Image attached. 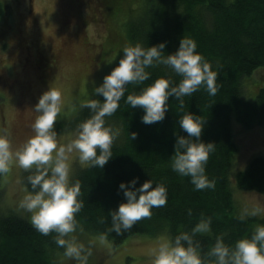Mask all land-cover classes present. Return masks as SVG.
I'll return each mask as SVG.
<instances>
[{
	"label": "trees",
	"instance_id": "trees-1",
	"mask_svg": "<svg viewBox=\"0 0 264 264\" xmlns=\"http://www.w3.org/2000/svg\"><path fill=\"white\" fill-rule=\"evenodd\" d=\"M96 2L109 23L116 16L126 14L124 35L119 30L110 32L101 45L102 56L118 48L123 39L128 45L140 44L145 48L165 42L164 52L170 54L178 49L183 37L191 38L197 44L196 51L218 73V92L210 96L201 87L184 98L183 111L178 109V100L169 97L165 119L147 125L142 123L144 109L126 104L127 95L139 93L160 77L173 84H178L182 77L171 68L159 65L147 69L150 78L142 85H127L118 110L105 117V126L119 131L112 157L103 168L84 166L70 178L71 184L79 182L78 199L84 205L76 217V232L99 237L107 234V241L116 247L133 236L166 235L172 240L182 232L190 233L202 217H210L211 231L195 237L201 244L202 254L218 236L230 247L239 239L250 238L256 226L264 225V214L240 220L233 195L239 190L264 196V157L253 156L231 180L237 154L231 127L233 123L245 129L264 126V83L250 98L243 91L246 77L257 69H264V0H139L136 8L128 7L126 12L123 3L128 0ZM6 15L7 6L0 0V19ZM92 99L102 102L103 97L95 95ZM184 112L206 121L200 140L215 144V151L205 166V174L215 182L214 189L197 191L190 177L180 176L171 168L177 136H187L178 123ZM91 115L89 109L80 108L73 117L55 123V129L76 130L79 123ZM132 132L137 133L134 140L130 139ZM30 174L24 171L21 175L29 191L27 176ZM134 178H138L136 187L147 180L152 181L153 187L165 186L167 204L153 208L150 219L141 220L123 235L107 233L111 227L110 213L126 201L119 185ZM233 181L235 186H232ZM101 219L105 222L100 223ZM54 236L55 233L49 236L39 233L24 216L0 215V264H53L49 257L51 252L63 250L54 243Z\"/></svg>",
	"mask_w": 264,
	"mask_h": 264
},
{
	"label": "clouds",
	"instance_id": "clouds-1",
	"mask_svg": "<svg viewBox=\"0 0 264 264\" xmlns=\"http://www.w3.org/2000/svg\"><path fill=\"white\" fill-rule=\"evenodd\" d=\"M196 42L187 37L180 40L178 49L165 54V42L147 48L136 45L123 47V55L116 67L103 77V82L93 88V93L103 100L89 99L80 103L92 115L79 123L76 137L66 145H58L55 123L62 110L61 91L49 87L34 107L38 113L31 125L34 135L16 150H13L8 133H0V175H7L15 165L25 172L31 190L19 202V208L30 214L32 226L42 235L55 233L54 243L64 249V256L77 264H87L92 255V245L79 242L75 235L78 228L77 214L83 209L78 199L80 186L77 181L70 183L69 154H78L81 165L103 168L112 157V148L119 136L118 130L105 126V117L112 116L120 107L127 85H142L150 78L148 68L164 65L182 77L178 84L160 77L139 93L127 95L125 103L133 108L144 109L142 123L150 125L162 122L168 111L169 97L178 100V109L183 111L185 97L192 96L204 87L210 96L218 92V73L205 58L196 51ZM205 120L189 112L179 118L180 128L187 136H177L175 151L171 157V168L180 176L190 177L197 191L214 189L215 182L205 174L210 154L215 151L214 143L200 140ZM137 133L132 132L134 140ZM134 178L127 184L121 182L126 201L111 215V227L107 233L117 236L130 231L143 219H150L152 209L165 207L167 189L163 185L153 187L151 180L136 187ZM264 213L259 206L245 209L239 216L256 217ZM191 216V209L188 210ZM105 220L101 219L100 223ZM211 218H201L191 232H182L174 239H161L151 250L152 264H264V225L254 228L250 238H242L234 246H228L218 236L206 253L202 254L201 244L195 239L198 234L211 231ZM82 231V229H81ZM107 240V234L100 236Z\"/></svg>",
	"mask_w": 264,
	"mask_h": 264
},
{
	"label": "rangeland",
	"instance_id": "rangeland-1",
	"mask_svg": "<svg viewBox=\"0 0 264 264\" xmlns=\"http://www.w3.org/2000/svg\"><path fill=\"white\" fill-rule=\"evenodd\" d=\"M2 1L7 6V15L0 19V133L7 131L12 148L16 150L34 135L31 125L38 115L34 107L49 87L62 94V110L56 123L76 115L80 103L95 96L93 88L102 84L103 77L111 72L123 54V47L128 45L123 39L118 48L102 56L101 45L110 32L119 30L124 35L126 14L116 16L109 23L96 0ZM138 3L139 0L123 3L124 12L128 7L133 10ZM18 40L25 42V48L23 45L20 50ZM38 50L47 59L55 55V67L45 65L37 70L34 55ZM262 83L264 69H257L246 77L244 94L250 98ZM231 129L237 147L230 174L233 180L234 173L243 169L253 156L264 157V126L245 129L233 123ZM54 130L58 145L68 144L77 134V129ZM68 163L70 178L85 166L75 152L69 154ZM23 173L24 170L14 165L10 173L0 175V215L16 214L30 221V214L19 208L20 200L29 191L21 181ZM232 186H235L234 181ZM233 199L235 210L240 214L245 209L264 208V196L251 191L235 190ZM75 235L79 242L92 245L87 264H152L151 250L161 239H168L166 235L133 236L114 247L107 240L101 242L95 234L76 232ZM63 253L64 249L53 250L49 256L51 262L77 264Z\"/></svg>",
	"mask_w": 264,
	"mask_h": 264
},
{
	"label": "flooded vegetation",
	"instance_id": "flooded-vegetation-1",
	"mask_svg": "<svg viewBox=\"0 0 264 264\" xmlns=\"http://www.w3.org/2000/svg\"><path fill=\"white\" fill-rule=\"evenodd\" d=\"M18 39V38H16ZM18 47L22 48V46L24 45V48H25V42L23 40H18ZM35 56V59H34V65L36 67L37 70H40L41 69V66H45V65H48V67H55V65L57 64V57L54 55L52 57H49L48 59L43 56L41 54V52L38 50L37 52V55H34ZM26 61H28L27 58H25Z\"/></svg>",
	"mask_w": 264,
	"mask_h": 264
}]
</instances>
